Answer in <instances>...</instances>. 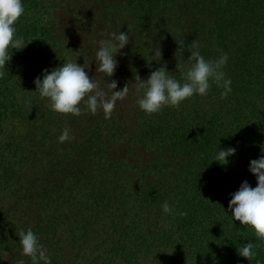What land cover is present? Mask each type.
Returning <instances> with one entry per match:
<instances>
[{"label": "trees", "instance_id": "1", "mask_svg": "<svg viewBox=\"0 0 264 264\" xmlns=\"http://www.w3.org/2000/svg\"><path fill=\"white\" fill-rule=\"evenodd\" d=\"M39 4L0 0V132L16 119L11 75L47 45ZM123 6L140 103L129 136L139 212L154 207L162 243L192 264H264V0ZM3 222L0 211V264H13L19 242Z\"/></svg>", "mask_w": 264, "mask_h": 264}, {"label": "rangeland", "instance_id": "2", "mask_svg": "<svg viewBox=\"0 0 264 264\" xmlns=\"http://www.w3.org/2000/svg\"><path fill=\"white\" fill-rule=\"evenodd\" d=\"M40 2L47 45L11 75L16 119L0 132L13 264H192L162 243L154 207L136 204L140 103L123 0Z\"/></svg>", "mask_w": 264, "mask_h": 264}]
</instances>
